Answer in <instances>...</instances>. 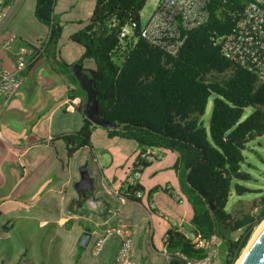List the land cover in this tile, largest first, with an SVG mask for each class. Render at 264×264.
I'll list each match as a JSON object with an SVG mask.
<instances>
[{
    "label": "trees",
    "instance_id": "1",
    "mask_svg": "<svg viewBox=\"0 0 264 264\" xmlns=\"http://www.w3.org/2000/svg\"><path fill=\"white\" fill-rule=\"evenodd\" d=\"M146 1L95 0L83 30L70 37L83 49L77 61L83 65L90 60L95 66L87 70L98 91V111L117 125L107 131L110 138L134 141L139 152L157 148L177 154L172 169L178 173L192 211L186 228L202 236L219 234L224 240L222 247L231 254L228 264H234L264 220V195L253 200L246 213L225 211L232 188L237 195L246 191L236 182L250 180L241 170L247 144L264 136V80L225 59L218 44L230 31L232 14L242 11L245 0H209L207 21L188 33L175 56L139 38L140 13ZM55 2L36 0L34 10L35 18L49 28L48 44L61 32L53 18ZM123 27L130 28L129 37L120 38ZM210 97L213 107L204 125L201 118ZM247 108L252 110L243 118ZM95 128L83 118L78 131L58 137L66 158L84 148L92 154ZM151 163H144V169ZM156 191L149 190L147 196ZM136 192H144L139 181L123 195L126 200L140 202L134 197ZM238 230H242L238 237L230 239ZM166 250L201 256L170 229Z\"/></svg>",
    "mask_w": 264,
    "mask_h": 264
},
{
    "label": "crops",
    "instance_id": "2",
    "mask_svg": "<svg viewBox=\"0 0 264 264\" xmlns=\"http://www.w3.org/2000/svg\"><path fill=\"white\" fill-rule=\"evenodd\" d=\"M59 1L56 0L55 7ZM83 1L88 2L92 14L95 0ZM76 2L67 0L69 4ZM35 5L36 0H20L0 36L2 41L12 33L17 43L32 46L46 42L40 59L22 72L16 95L5 106L0 96V264H110L109 260L114 262L118 246L115 238L109 239L98 255L93 254L92 248L104 230L122 224L135 226L138 231L132 261L137 255L136 248L140 247L145 254L148 250L153 259H162L167 264L163 257V239L169 230L165 217L183 220L186 226L192 216L178 173L172 169L177 154L161 151V159L143 170L138 180L144 188L140 202H120L103 190L102 182L122 192L140 149L134 152L126 171L117 170L116 176L110 162L99 165L102 156L95 155L94 145L92 154L84 148L95 163L93 174L98 183L92 181L93 188L88 193L78 188L77 167L81 164L78 162V166L72 167L70 161L84 149L68 159L58 137L80 129L83 117L79 106L67 110L66 103L79 98L81 105L82 97L71 79L62 73V65L70 63L50 50L49 28L35 18ZM0 62L7 69L11 67V56L1 45ZM94 68L93 64L90 69ZM94 136L104 137L102 140L116 138H110L106 130L98 127L92 131V144ZM161 171L172 172L173 178L153 182ZM88 172L87 169L88 176L92 177ZM144 177L149 180L147 185ZM165 184H170L182 198L181 204H176L161 190ZM153 188L157 191L148 197L147 192ZM159 192L164 203L168 199L175 204L176 217L168 214L166 205L157 200ZM91 201L100 204L92 208ZM148 201L153 203V210L148 209ZM86 230L90 238L84 247L79 242ZM109 253L111 259L107 257Z\"/></svg>",
    "mask_w": 264,
    "mask_h": 264
},
{
    "label": "built area",
    "instance_id": "3",
    "mask_svg": "<svg viewBox=\"0 0 264 264\" xmlns=\"http://www.w3.org/2000/svg\"><path fill=\"white\" fill-rule=\"evenodd\" d=\"M209 0H158L153 12L147 17L139 29V38L145 40L152 48L162 53L175 56L184 45L190 31L202 26L208 19L207 4ZM20 0L5 3L0 0V36L5 32L6 24L17 8ZM233 21L230 31L219 40L218 44L222 56L232 64L255 75L258 80H264V0H245L244 7L239 14H232ZM131 30L123 27L120 38L129 37ZM1 48L11 56V67L5 68L0 62V96L3 105H7L16 95L22 82L21 74L28 67L40 59L46 42L38 45L17 43V38L8 33L6 39L0 41ZM67 110L80 105L79 98L67 101ZM0 140L2 137L0 135ZM161 151L150 148L139 152L135 158L129 175L126 178L122 192L112 190L105 181L102 188L106 193L117 197L120 202L126 200L123 192L139 180L144 170V163L155 162L161 159ZM162 190L176 203L181 204L182 198L173 191L170 184L162 186ZM136 199L143 194L136 192ZM99 201H91L90 206L96 208ZM148 209L153 210L151 201L147 202ZM170 230L181 234L192 250L201 254L199 257L188 256L182 252H168L166 250V237L163 242L165 249L163 257L167 264H224L222 260L223 239L217 233L202 236L198 232L186 228L183 220L165 217ZM231 223V221H228ZM138 231L135 226L122 224L107 228L97 237L92 252L98 255L102 252L106 242L115 238L117 251L114 257L115 264H132L134 256V239Z\"/></svg>",
    "mask_w": 264,
    "mask_h": 264
},
{
    "label": "rangeland",
    "instance_id": "4",
    "mask_svg": "<svg viewBox=\"0 0 264 264\" xmlns=\"http://www.w3.org/2000/svg\"><path fill=\"white\" fill-rule=\"evenodd\" d=\"M157 1L158 0L146 1L145 6L140 13L142 24L145 23L147 17L153 12ZM91 10L92 9H90L88 2H84L83 0H77V2L74 4L67 3V0H60L54 9L53 18L54 21L60 26L61 32L57 36L56 40L50 45V50L57 56L65 59L70 64H73L77 59L81 57L80 46L72 42L70 37L83 30V28L87 24V19H89L91 16ZM83 67L85 69H90L93 67V63L91 61L85 60L83 62ZM212 107L213 97H210L206 106L205 113L201 118V120L204 122V125H207V122L211 115ZM251 110V108L245 109L243 118L249 115ZM100 138L104 137L94 136L93 138V145L95 146L94 153L98 158L99 156H102V159H99V165L102 164L103 166V161L110 162V169L111 171H114L116 176L117 170L126 171V168L129 166L133 158L134 152L139 148L138 145L134 141L130 140L119 138H114L112 140H102ZM119 145H122L123 147L119 148ZM243 155L245 159L244 163L241 165V170L250 175V180L236 182L239 186L243 187L246 190L242 195H237L232 188L230 198L225 208V211L231 214H236L237 211H243L245 213L250 211L252 201L257 200L264 195V136L257 137L253 141L248 143L246 149L243 152ZM78 162H80L81 164H79L80 166L77 167L78 172L82 166H86V169H88L89 171L88 173L90 175L93 174L95 163L92 162L90 153H88L87 150L84 149L83 152L81 151L77 155H75L71 159L70 165L72 167H74V165L78 166ZM95 175L96 174L94 173L93 175H91L92 177L89 178L93 181L94 184H97L98 180ZM166 178H173V173L161 171L153 182H159ZM143 179L145 184L147 185L149 180H147L145 177ZM159 193L160 194L158 195L157 200L164 203L165 200L163 198V195L161 194V192ZM168 202L170 204H168ZM164 204L166 205V212L170 215H174L173 217H176L175 215L177 210L175 204H173L168 199ZM259 225L254 229L252 236ZM241 231L242 230H238L234 233H231L230 239L235 240L241 233ZM252 236L250 237L248 243L250 242ZM136 249L137 255L136 258L132 261L133 264H165L163 263L162 259H153V257L151 256L152 254H150L148 250L146 251L148 254H145V252L140 247H137ZM225 250L226 247L223 246L222 260L225 257ZM107 257L111 259L110 253L107 254ZM111 260H109V263L115 264ZM236 261L234 264H236Z\"/></svg>",
    "mask_w": 264,
    "mask_h": 264
},
{
    "label": "water",
    "instance_id": "5",
    "mask_svg": "<svg viewBox=\"0 0 264 264\" xmlns=\"http://www.w3.org/2000/svg\"><path fill=\"white\" fill-rule=\"evenodd\" d=\"M62 73L68 76L74 83L77 94L82 97L80 105V113L83 118L88 120L92 125L106 130H114L117 128L115 123L109 122L98 111V91L94 82L89 76V71L83 68V65L76 61L73 64H63ZM80 182L78 188L92 191V180L87 174L86 166H82L79 170ZM90 238L89 230H86L81 236L79 244L86 246ZM224 264H228V257L224 258ZM242 264H264V226L254 238L249 252L243 260Z\"/></svg>",
    "mask_w": 264,
    "mask_h": 264
},
{
    "label": "bare ground",
    "instance_id": "6",
    "mask_svg": "<svg viewBox=\"0 0 264 264\" xmlns=\"http://www.w3.org/2000/svg\"><path fill=\"white\" fill-rule=\"evenodd\" d=\"M264 226V221L259 225V227L256 229L255 233L253 234L250 242L248 243V245L243 249L240 257L238 258V260L236 261V264H242L244 258L246 257V255L249 252L250 246L254 240V238L256 237V235L259 233V231L262 229V227Z\"/></svg>",
    "mask_w": 264,
    "mask_h": 264
},
{
    "label": "flooded vegetation",
    "instance_id": "7",
    "mask_svg": "<svg viewBox=\"0 0 264 264\" xmlns=\"http://www.w3.org/2000/svg\"><path fill=\"white\" fill-rule=\"evenodd\" d=\"M224 252H225L224 256H225V257L227 256V257H228V260H229V258H230V256H231L230 251L226 249ZM225 257H224V258H225Z\"/></svg>",
    "mask_w": 264,
    "mask_h": 264
}]
</instances>
